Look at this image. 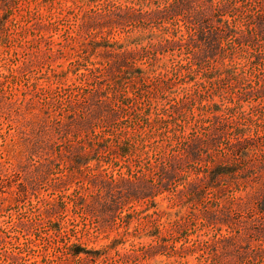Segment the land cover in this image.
<instances>
[{"label": "rangeland", "instance_id": "374dc122", "mask_svg": "<svg viewBox=\"0 0 264 264\" xmlns=\"http://www.w3.org/2000/svg\"><path fill=\"white\" fill-rule=\"evenodd\" d=\"M243 4L251 8L254 17L242 19L236 14L241 18L237 24L252 28L249 43L239 47L236 55L232 51L224 59L220 49L215 59L206 58L193 74L175 80L167 89L163 80L145 85L131 79L124 82L127 92L150 107L151 114L110 122L102 127L104 131L145 137L137 164L147 173L150 186H158L163 176L149 168L170 167L166 160L171 156L186 160L190 172L186 179L171 181L168 193L150 194L143 202L130 200L133 219L115 227L84 217L81 210L61 209L62 180L71 174L74 156H62V143L83 146L89 133L76 126L74 118L94 116L97 128L101 119H96L97 106L89 102V96L103 84L109 96L114 92L108 82L77 79L69 66L77 47L73 37L84 34L83 16L89 6L73 0H0V264H199V259L207 264H219L220 260L231 264L233 257L218 250V238L226 232L236 238L230 250L243 252L251 243L264 256V212L256 203L264 197V93L257 91H264V64L255 61L243 66L248 49L264 54V23L256 20L264 19V0H245ZM100 8L106 12L105 6ZM49 15L56 19L51 26ZM190 19H186L187 28L196 34L194 28L201 27ZM206 23L202 27L209 39L213 26ZM122 30L116 35L122 41L133 32ZM223 46L232 49L228 41ZM231 56L239 60L233 70L239 73L240 82L222 75L199 83L216 64L220 68L224 60L229 63ZM75 81L81 85L79 89L72 84ZM75 94L88 102L78 114L70 112ZM179 98L193 109L174 118L171 109L167 110L166 115L176 123L173 131H166L170 129L154 118L161 105L172 107ZM213 103L219 112H214ZM230 104L237 106L234 112L227 111ZM71 121L65 141L62 126ZM235 121L247 128V141L236 148L231 145L236 137ZM143 150L148 154L141 153ZM196 150L200 155L192 157L191 151ZM252 159L262 169L250 172L252 179L247 181L243 173L252 166ZM219 164L228 166L225 168L237 164L238 173L214 181L210 173L218 172ZM199 167L203 180L193 187V172ZM242 198L251 204L241 206ZM69 218L68 231L56 234L54 229L65 227ZM154 228L167 247L150 255L149 243L156 241L149 231ZM121 237L123 241L112 246ZM68 244L92 252L75 258ZM255 264H264V259L258 258Z\"/></svg>", "mask_w": 264, "mask_h": 264}, {"label": "trees", "instance_id": "16d2710c", "mask_svg": "<svg viewBox=\"0 0 264 264\" xmlns=\"http://www.w3.org/2000/svg\"><path fill=\"white\" fill-rule=\"evenodd\" d=\"M73 1L75 4L77 2L86 3L89 8L85 10L83 16L84 34L73 37L77 47L74 48L75 52L72 54L74 57L70 61V69L75 72L77 79L80 77L89 78L96 80L98 84L108 82L110 86H113L114 92L112 96H109L103 84L100 88L94 89L89 96V102L92 101V104L97 106L96 114L99 116L96 119H101L98 122L99 130L93 123L92 117L94 116L84 114L80 118H74L76 126H81L89 133L88 140L83 146L72 142L70 145H67L66 142L62 143L64 144L62 156H65V153L70 159L72 154L74 156L71 163L72 172L62 180L61 209L69 210L71 208L72 212L81 210L84 217L98 219L105 226H125L135 215V210L130 211L133 205L128 206L130 200L135 199L143 202L150 194L168 193L170 191L169 183L178 179H186L190 171L185 168L186 160L171 156L166 160V162H170V167L164 168L157 165L149 168L151 173L160 171L163 176L158 186H150L147 173L144 172L140 164H137L140 158V144L145 137L137 133H126L122 137L113 134V132L104 131L105 128L102 127L110 122L122 121L129 118L130 115H135L137 118L142 113L143 115L151 114L150 107L148 108L146 104L139 102L127 92L128 86L127 84L124 86V82L131 79L142 81L145 85L150 80H163L162 86L167 89L172 87L175 80L184 79L193 74L198 66L203 65L206 58L215 59L217 51L220 49H222L221 53L224 59L228 57L229 53L234 52L233 55H236L239 47L247 46L249 43L251 36H248V33L252 30L249 28L250 26L246 28L236 22L243 17L252 19L254 16H252L251 8L243 7L245 0L241 3L239 2L241 0H219V2L218 0ZM100 6H105L103 11L106 12H102ZM236 14L241 18H237ZM49 18L50 26L56 23V19L52 15H49ZM186 19L195 20L201 30H197L195 27L196 34L193 31L190 33ZM256 20L258 23H264V19L260 17H256ZM205 22L213 26L212 36L209 39L202 27ZM156 23L160 24V27L155 29L153 26ZM134 28L137 31L134 32ZM122 29L128 30V32L133 31L127 33L123 41L116 37L117 34H121ZM258 34L260 33L258 32ZM225 41L231 43L232 49L227 50L223 46ZM202 43L206 44L202 45ZM247 52H249L246 56L247 60L243 56V66L255 61L264 64L263 53H256L252 49H248ZM149 58L152 60L148 63ZM231 58L229 63L224 60L220 68L216 64L214 68L206 72L207 74L199 83L204 84L206 80L217 79L222 75L240 82L239 73L233 70L240 64L239 60L235 56H231ZM72 84L78 85V89L81 86L76 81ZM257 91L264 93L261 88H258ZM74 98L75 100L71 102L70 112L78 114L79 110L88 102L85 103L84 100H81L79 94H75ZM211 106L214 112H219L216 103ZM236 107V105L230 104L227 111L234 112ZM158 109L160 111L156 113L155 122L170 129L166 131H173L176 122L172 118L175 117V114L183 115L187 109L192 110L193 108L184 98H179L172 107L164 103ZM167 110L172 113V118L166 115L169 113ZM252 120L255 119L252 118ZM72 121L63 123L61 137L65 141L69 138ZM235 124L233 133L236 137L231 143L234 148L242 146L247 141V128L240 122L235 121ZM174 134L179 135L177 132ZM141 153L148 154L144 150ZM191 155L198 157L200 150L191 151ZM251 162L252 166L248 165V170L243 173L247 181L252 179L250 172L262 169V165L259 166L260 164H256L253 159ZM225 167L228 166L219 164L218 172L215 170L210 173L211 178L216 181L238 173V170L235 169L237 164H232L229 168ZM202 171V168L199 167L193 172V187L203 180ZM123 197L125 198L122 200ZM260 199V201H256L257 207L261 212H264V197ZM250 204L251 201L244 198L240 201V205L244 207H248ZM155 213L156 210L149 216H153ZM66 224L65 227L55 228V233L61 234L68 231L71 218ZM149 233L151 236L154 235L153 240L156 241L155 244L153 241L149 243L150 255L156 254L159 247H167V243L162 242L163 235L155 228L151 229ZM234 240L236 238L229 232L221 233L218 238V245L221 246V248L218 246V250L222 249V254L228 252L233 257L235 261L231 264H255V260L258 258L264 259L258 248L253 247L251 243L243 252L230 250L229 247L234 244ZM122 241L123 237L118 238L112 246H116ZM226 243L229 245L227 246ZM68 249L72 257L80 259L83 252H92L80 246L76 248L74 244H68ZM199 260V264H207V262ZM222 263L223 260H220L219 264ZM184 264L189 263L185 262Z\"/></svg>", "mask_w": 264, "mask_h": 264}]
</instances>
